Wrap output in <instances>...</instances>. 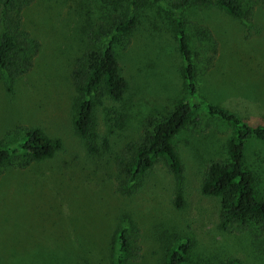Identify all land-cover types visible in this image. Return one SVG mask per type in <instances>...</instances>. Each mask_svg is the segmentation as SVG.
Masks as SVG:
<instances>
[{
	"label": "rangeland",
	"instance_id": "obj_1",
	"mask_svg": "<svg viewBox=\"0 0 264 264\" xmlns=\"http://www.w3.org/2000/svg\"><path fill=\"white\" fill-rule=\"evenodd\" d=\"M114 1L115 11L103 8L102 0H35L22 11V32L37 43V53L24 75L0 79V140L12 146L23 128H37L61 147L26 169H0V264H114L115 235L124 224L132 247L126 264H158L165 247L185 238L195 242L193 255L209 264H264L252 249L257 229L222 232L219 199L200 191L206 165L228 159L234 130L223 121L198 111L175 136L181 176L157 160L136 192L118 190L116 162L123 148L140 136L145 118L172 112L186 97V86L175 16L150 0ZM125 9L138 13L127 46H116L127 91L121 101L95 103L96 151H90L74 127L80 93L72 73L86 50L102 46L99 28ZM184 17L193 54H212L197 26L207 28L216 43L212 67L205 70L198 62L199 97L250 124H264V3H255L248 23L215 7H193ZM245 157L264 200V143L250 140Z\"/></svg>",
	"mask_w": 264,
	"mask_h": 264
},
{
	"label": "trees",
	"instance_id": "obj_2",
	"mask_svg": "<svg viewBox=\"0 0 264 264\" xmlns=\"http://www.w3.org/2000/svg\"><path fill=\"white\" fill-rule=\"evenodd\" d=\"M35 0H0V79L15 81L33 65L37 43L31 42L22 32V11ZM160 3L170 15L175 16V37L180 58L184 64L183 78L186 97L167 116H149L143 120L140 136L129 142L116 162L119 173L118 190L131 195L137 191L141 179L157 160L164 162L167 171L176 177L184 172V166L173 144V139L194 121L201 111L217 118L234 130L228 147V159L212 160L206 165L201 194L219 199L218 227L228 232L232 227L241 231L257 232L251 236L252 249L264 256V200L257 195L256 173L246 163V147L250 140L264 143V124H250L232 111L219 105L207 103L199 97V61L205 70L212 67L216 54V43L210 31L195 28L196 35L209 42L212 54L200 55L190 47L187 34L186 10L193 7H215L234 19L250 22L254 5L264 0H150ZM103 8L111 5L113 10L119 2L102 0ZM109 12H104V16ZM137 10L125 9L117 16H109L110 23L99 28L105 38L102 46L84 52L75 66L73 86L80 93L76 108L74 127L90 151H96L95 137L91 133L95 103L103 98L121 101L127 91V81L121 75L116 55V46L125 48L131 34L138 26ZM99 39V35L96 36ZM23 134L14 145H5L0 140V169L7 166L26 169L34 163L49 160L60 149L57 139L47 138L40 129L23 128ZM127 186V187H126ZM126 187V190H125ZM175 206L183 207L177 194ZM259 232V234H258ZM256 242V243H255ZM195 242L192 238L180 240L174 246L163 249L158 264H209L193 255ZM132 253L130 229L124 225L115 235V262L126 264ZM216 264H244L237 260H226Z\"/></svg>",
	"mask_w": 264,
	"mask_h": 264
}]
</instances>
